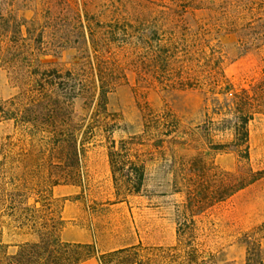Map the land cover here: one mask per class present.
Here are the masks:
<instances>
[{"label": "rangeland", "instance_id": "374dc122", "mask_svg": "<svg viewBox=\"0 0 264 264\" xmlns=\"http://www.w3.org/2000/svg\"><path fill=\"white\" fill-rule=\"evenodd\" d=\"M88 20L107 23L115 20L155 22L178 33L200 34L222 57L228 80L237 88L264 79V0H0V99L18 95L26 80L16 75L22 54L42 39L41 60L64 68H74L81 51L91 50ZM207 48V47H206ZM88 54V53H87ZM21 56V57H20ZM17 57V58H16ZM19 57V58H18ZM108 110L119 119L114 138L139 133L144 113L171 110L186 130V145L177 155L202 154L218 168L237 174L264 168V117L256 115L249 123V160H240L232 149L213 150L207 138L196 129L205 120V95L200 89L166 87L156 80H141L132 71L108 94ZM74 118L87 121L92 107L84 99L74 100ZM212 144L229 142V134H214ZM4 149L11 152L9 175L36 179L35 156L38 147L12 121H0V161ZM77 183L59 181L49 192L29 189L14 197L19 212L42 219L66 221L59 234L64 242L93 243L102 253L138 244L170 245L176 241V208L184 195L176 193L168 161L149 162L144 188L138 195L120 201L115 195L107 149L97 134L85 145ZM144 151L147 148H143ZM44 159V160H45ZM57 160V159H55ZM61 170L53 169L54 178ZM20 201V202H19ZM264 179L236 193L214 207L199 222L200 240L217 252L218 264H246L244 235H264ZM7 242L33 241L37 234L13 222L5 230ZM264 256V237L261 240ZM100 264H120L125 254L105 255Z\"/></svg>", "mask_w": 264, "mask_h": 264}, {"label": "trees", "instance_id": "16d2710c", "mask_svg": "<svg viewBox=\"0 0 264 264\" xmlns=\"http://www.w3.org/2000/svg\"><path fill=\"white\" fill-rule=\"evenodd\" d=\"M87 23L91 50L81 51L76 67L42 61L45 53L39 38L32 50L22 54L25 64L14 66L16 75L26 80L24 89L0 99V121H12L29 136L32 146L38 147L35 156L46 155L34 163L37 176L29 181L9 175L11 152L4 149L1 154L0 264H79L91 258L101 261L107 254H125L129 259L120 264H218L217 252L200 240L199 222L214 207L264 179V168L237 174L218 168L202 154L177 155V147L188 143L183 137L193 138L196 133L186 130L180 118L166 109L149 110L143 115L139 133L116 139L113 133L119 129V119L108 110V94L127 79L128 70L141 80H156L166 87L200 89L206 111L205 120L196 129L206 136L210 149L230 148L240 160L248 161L249 123L256 115L264 117V79L237 88L226 77L218 51L200 34L178 33L155 22ZM78 98L92 107L87 121L74 118V100ZM213 133L229 134L231 139L212 144ZM97 134L105 141L115 195L120 201L142 192L149 162L158 158L168 161L169 151L172 186L184 195L175 211L173 244H138L100 253L93 243L62 241L59 234L66 221L61 215L50 218V223L19 212L14 197L22 196L23 191L52 195L61 180L77 183L81 152ZM56 168L61 171L54 178ZM13 222L32 229L37 239L7 242L5 230ZM263 237H256L255 231L245 233L246 264H264Z\"/></svg>", "mask_w": 264, "mask_h": 264}, {"label": "crops", "instance_id": "0c3cea01", "mask_svg": "<svg viewBox=\"0 0 264 264\" xmlns=\"http://www.w3.org/2000/svg\"><path fill=\"white\" fill-rule=\"evenodd\" d=\"M105 252H109V251H105ZM79 264H100V263L96 259L91 258Z\"/></svg>", "mask_w": 264, "mask_h": 264}]
</instances>
